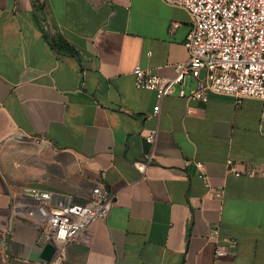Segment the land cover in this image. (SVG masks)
Instances as JSON below:
<instances>
[{"label": "crops", "instance_id": "crops-1", "mask_svg": "<svg viewBox=\"0 0 264 264\" xmlns=\"http://www.w3.org/2000/svg\"><path fill=\"white\" fill-rule=\"evenodd\" d=\"M191 27L186 10L162 0H0L5 264L50 263L20 190L52 193L63 207L96 187L114 194L110 214L68 247L64 264H264V177L232 178L225 165L264 166V103L214 93L206 104L159 100L134 83L137 64L172 78L189 58ZM59 38L74 54L54 47ZM153 128L154 149L144 139ZM152 151L142 174L135 164ZM196 162L223 199L206 197ZM214 229L237 249L216 258Z\"/></svg>", "mask_w": 264, "mask_h": 264}, {"label": "built area", "instance_id": "built-area-1", "mask_svg": "<svg viewBox=\"0 0 264 264\" xmlns=\"http://www.w3.org/2000/svg\"><path fill=\"white\" fill-rule=\"evenodd\" d=\"M169 6L186 10L191 18V31L184 44L189 58L178 64L172 78H161L144 70L140 64L133 69L136 88L155 92L159 100L177 94L187 101L208 103L210 93L233 97L238 101L257 99L264 103V0H162ZM178 27L174 24L172 31ZM194 88L188 91L190 81ZM160 106L154 108L158 116ZM193 113L192 109L188 110ZM159 131L151 129L146 143L154 149ZM154 162L153 151L135 164L145 174ZM191 162H186L189 165ZM232 178L264 177V166L241 164L231 159L226 163ZM199 179L209 199H223L224 188L213 186L204 164L195 163ZM19 196L24 204L22 217L34 227L46 244L55 248L49 264H64L67 249L85 242L88 228L106 220L115 196L105 187L93 189L84 204L57 207L53 194L24 188ZM209 239L216 244V258H223L237 249L236 240L226 239L219 244L220 232L212 230Z\"/></svg>", "mask_w": 264, "mask_h": 264}, {"label": "trees", "instance_id": "trees-1", "mask_svg": "<svg viewBox=\"0 0 264 264\" xmlns=\"http://www.w3.org/2000/svg\"><path fill=\"white\" fill-rule=\"evenodd\" d=\"M52 44L61 53L74 54V50L69 46L67 42H65L61 38H59L58 40H54Z\"/></svg>", "mask_w": 264, "mask_h": 264}, {"label": "water", "instance_id": "water-1", "mask_svg": "<svg viewBox=\"0 0 264 264\" xmlns=\"http://www.w3.org/2000/svg\"><path fill=\"white\" fill-rule=\"evenodd\" d=\"M40 245L45 248L44 254H43V259L50 262L54 253H55V248L51 244H46L45 239H42Z\"/></svg>", "mask_w": 264, "mask_h": 264}, {"label": "rangeland", "instance_id": "rangeland-1", "mask_svg": "<svg viewBox=\"0 0 264 264\" xmlns=\"http://www.w3.org/2000/svg\"><path fill=\"white\" fill-rule=\"evenodd\" d=\"M6 230L7 229L2 228V226H0V264H5L4 256H3L2 238L4 237Z\"/></svg>", "mask_w": 264, "mask_h": 264}]
</instances>
